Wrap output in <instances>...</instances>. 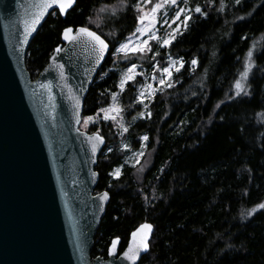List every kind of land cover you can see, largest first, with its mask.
Returning <instances> with one entry per match:
<instances>
[{
  "label": "trees",
  "instance_id": "trees-1",
  "mask_svg": "<svg viewBox=\"0 0 264 264\" xmlns=\"http://www.w3.org/2000/svg\"><path fill=\"white\" fill-rule=\"evenodd\" d=\"M191 1L208 19L194 13L188 30L159 50L161 65L171 55L182 59L184 67L174 85L154 97L150 116L133 121L126 136L135 148L148 137L149 164L143 175L138 177L136 168L124 162L113 124L104 121L84 129L106 140L94 193L110 194L92 259H106L116 238L122 252L130 233L148 222L154 234L139 264H264V209L257 208L264 203V0ZM138 2L127 0L125 7L122 0H78L65 19L49 15L30 44L26 65L36 79L62 43L65 27L87 26L109 43L112 54L85 99L81 130L119 90L114 48L135 30L132 5ZM157 49L155 45L153 51ZM249 50L250 95L230 100ZM152 58L148 53L130 62L150 68ZM140 80L129 83L122 95L128 115ZM119 167L118 178L109 175Z\"/></svg>",
  "mask_w": 264,
  "mask_h": 264
},
{
  "label": "water",
  "instance_id": "water-1",
  "mask_svg": "<svg viewBox=\"0 0 264 264\" xmlns=\"http://www.w3.org/2000/svg\"><path fill=\"white\" fill-rule=\"evenodd\" d=\"M36 2L0 0V264H130L121 257L139 242L141 225L123 252L116 238L115 255H109L111 243L107 259L91 256L110 202V194L103 204L98 199L107 191L94 193L106 140L81 130L80 123L85 99L108 55L95 65L90 46L62 38V51H54L32 79L27 52L50 15L25 38V21ZM97 134L103 143L90 139ZM153 234L152 225L149 249L141 250L136 264L150 251Z\"/></svg>",
  "mask_w": 264,
  "mask_h": 264
},
{
  "label": "snow or ice",
  "instance_id": "snow-or-ice-1",
  "mask_svg": "<svg viewBox=\"0 0 264 264\" xmlns=\"http://www.w3.org/2000/svg\"><path fill=\"white\" fill-rule=\"evenodd\" d=\"M237 4L240 3V0H236ZM77 3V0H37L36 3L32 4L31 7L35 9L34 12L31 13V18L25 21V28H24V35L25 38L31 35L32 32L36 30V26L41 23L44 17L48 14L52 16H64L68 13L69 9H73L74 4ZM122 3L125 7H127V0H122ZM151 3V0H139L138 3L132 5L133 9L137 13L136 16V28L133 33L126 38L125 43H120L119 47L114 48L115 53L123 54L124 56L131 54H145V53H153V58L155 56L160 55L159 51H153L152 44L150 42L155 41L157 48H169L173 42L176 40L178 35H183L184 31H187L189 28L190 22L193 21V16L191 15V10H186L184 7H178L175 15L171 18H168L167 9L178 4V0H157L155 4L150 8V10L146 11L145 6ZM184 3L187 4V0H184ZM165 9L164 12V20L163 24L167 25L171 31L165 37H159L157 32L159 29L156 27L158 23H160L159 19L157 18V13L161 10ZM51 10V12H49ZM195 13L199 14L197 19L203 18L208 19L207 13L203 12L202 9L197 6L194 9ZM150 17V18H149ZM181 17H183L181 19ZM146 19L148 23L145 24ZM169 19H171V23H169ZM179 22V23H177ZM175 24L176 27L173 28L172 25ZM62 38L65 41L70 43H83L86 46H90L91 58L94 61L95 65H99L102 61H104L107 55H111L112 53L109 51V43L106 42L105 38H102L101 34H98L96 31L92 30L87 26H80L78 28L73 27H65L62 30ZM246 39V37H243ZM25 40H22L21 43H24ZM57 54H59L62 49L60 47L55 48L54 50ZM252 56L253 52L251 50L247 53V59L245 62L244 71L240 74L239 79L235 81L234 84V95L229 97V99H235L240 97H246L250 95V92L247 90V81L249 78V74L252 67ZM55 60V57L52 58ZM198 61L196 59L191 60V65L196 66ZM60 69V76L64 78V65L60 64L57 65ZM161 73V77L159 79V84L165 87H171V77L173 71L176 73H180L181 69L184 67V62L182 59L180 60H172L169 58L168 66L163 68H157L156 65H153ZM136 68L137 65L133 63L130 67H127L126 71L122 74L120 83L118 87L121 91L124 90L125 85L128 84L130 81H134L136 78ZM50 87V86H49ZM146 87L151 88V85H147ZM144 92L140 93V96L137 97L139 103H144ZM149 96L153 95V93H149ZM113 100H115L116 95L113 93ZM104 119H114V117H109V111H119V109H104ZM145 115L141 113V116ZM150 116V113L147 114ZM91 120V117L88 118ZM87 122V121H85ZM124 131H127L125 128ZM94 139L100 143H103V138L98 134ZM143 140H147L148 137L144 136ZM97 149V145L95 143L91 146V151L93 155H95ZM139 155H142L140 153ZM95 176L96 174L93 173ZM116 178L120 175V170L116 169L114 172L109 173ZM109 198V193L104 192L101 194L98 199L100 200L101 204H103ZM257 208L264 209V203H260L257 205ZM256 209H253L252 212L247 213L249 217L253 215ZM152 225L150 224H143L141 225L140 229H138V233H142L141 238L138 243L134 246L132 244L129 245L128 249L125 250L122 254V259L129 261L130 264H136L137 260L140 258L139 253L141 250L148 251L149 243L148 237L151 233ZM134 232L132 234L133 239L138 234ZM118 243V240H113L112 247L109 249V255H115V247Z\"/></svg>",
  "mask_w": 264,
  "mask_h": 264
},
{
  "label": "rangeland",
  "instance_id": "rangeland-1",
  "mask_svg": "<svg viewBox=\"0 0 264 264\" xmlns=\"http://www.w3.org/2000/svg\"><path fill=\"white\" fill-rule=\"evenodd\" d=\"M156 2H157V0H151V3H149L148 5L145 6V10L146 11L150 10V8ZM178 7H184V8H186V10H191V15L193 16V14L195 13L194 9L197 6L193 5L191 0H187V4L184 3V0H178V4L176 6H173V7L167 9L168 18H171L172 16L175 15V12H176ZM164 12H165V9H161L157 13V18L159 19L160 23H158L156 25V27L159 29V31L157 32V35L159 37H162V38L165 37L169 31H171V29H169L167 25L163 24V20L165 18ZM182 18L183 17H181V19ZM147 23H148V20L146 19L145 24H147ZM169 23H171V19H169ZM177 23H179V22H177ZM189 26H190V24H189ZM172 27L175 28L176 25L173 24ZM179 36L180 35H178L177 37H179ZM125 42H127V41L125 40L123 43H125ZM150 43L152 44V47H154L156 45L155 41H152ZM160 49H162V48H158L157 51H159ZM146 54H148V53H145L143 55L130 53L129 55L124 56L123 54L115 53L114 58H115V62L117 63V66L115 67V69L118 70L120 77L126 71L127 67H130L133 64L130 62L131 59H133L135 57H138L140 59V58L144 57ZM157 57L158 56H155L154 58H152L154 60V63L151 65L150 68H145L143 65H141L140 62H139L140 64L137 62H134L137 65V68H136L137 75H136L135 80L130 81L129 83L135 82L138 79H141V80L138 84L137 95L135 98V104L132 106L133 107L132 113H130L129 115L126 114L127 110H126V108L123 104V100H122V95L126 91L127 85L129 84L128 83L125 85V88L123 91H121V89L119 88L118 92L115 93V95H116L115 100H113V98H112L109 106L102 108L96 116L91 117L90 121L87 118L85 120L87 122H84V124L81 127L84 131V129L90 127L91 125H95V124H98V123L104 122V121L110 122L111 124H113L115 126V128L117 129V131H119V136L121 139V143H120L121 144V150L123 152H125V154H126L124 162L127 165L134 166L136 168V174L138 177H141L143 175L146 167L149 164L148 155L146 153V148H147L146 145H147L148 141L141 139V142H142L141 147L135 148L134 145L131 143V141L128 139V137H126L127 133H128V129L131 127L133 121H137L138 119L145 118V116L148 114V109H149L150 103L153 101L154 97L158 93H161L162 91L170 88V87L161 86L159 84V79L161 77V73L156 68H154L153 65H156L157 68H163V67L168 66L169 58H171L172 60H180L179 58H175V57H172L171 55H167V57L164 60V62L166 64H164V66H163L159 63V60ZM176 74L177 73L175 71H173L172 77H171L172 86L174 85V79H175ZM147 85H151L152 87L148 88V87H146ZM142 91L145 94L143 104L139 103V101L137 100V97L140 96V93ZM150 92L153 93V95L149 96L148 94ZM112 97H113V95H112ZM104 109H119V111H109L108 112L109 117H114V119L110 118V119L106 120V119H104V112L102 111ZM141 113H144L145 115L141 116ZM125 128L127 129V131H124ZM140 153H142V155H139ZM117 169L120 170V174H121V167H119ZM114 178H116V177H114Z\"/></svg>",
  "mask_w": 264,
  "mask_h": 264
},
{
  "label": "flooded vegetation",
  "instance_id": "flooded-vegetation-1",
  "mask_svg": "<svg viewBox=\"0 0 264 264\" xmlns=\"http://www.w3.org/2000/svg\"><path fill=\"white\" fill-rule=\"evenodd\" d=\"M145 223H148V222H145ZM145 223H142V224H145ZM142 224H141V225H142ZM139 226H140V225H139ZM139 226H138V227H139ZM132 232H133V231H132ZM132 232H131V233H132ZM131 233H130V234H131ZM129 237H130V236H129ZM128 241H129V239H128ZM128 241H127V244H128ZM121 244H122V241H121V239H120V248H121ZM127 244H126V246H127ZM125 248H126V247H125ZM125 248H124V249H125ZM122 252H123V251H122ZM119 253H121L120 250H119ZM107 258H108V253H107ZM107 258H106V259H107Z\"/></svg>",
  "mask_w": 264,
  "mask_h": 264
}]
</instances>
